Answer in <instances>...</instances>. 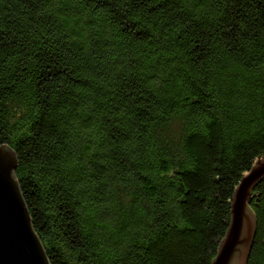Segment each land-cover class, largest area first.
<instances>
[{
	"label": "trees",
	"instance_id": "trees-1",
	"mask_svg": "<svg viewBox=\"0 0 264 264\" xmlns=\"http://www.w3.org/2000/svg\"><path fill=\"white\" fill-rule=\"evenodd\" d=\"M2 143L50 264H210L264 155V0H0Z\"/></svg>",
	"mask_w": 264,
	"mask_h": 264
},
{
	"label": "water",
	"instance_id": "water-1",
	"mask_svg": "<svg viewBox=\"0 0 264 264\" xmlns=\"http://www.w3.org/2000/svg\"><path fill=\"white\" fill-rule=\"evenodd\" d=\"M16 155L0 144V264H50L36 235L14 173ZM264 175V155L258 154L232 192L230 223L210 264H244L254 234L255 216L246 201Z\"/></svg>",
	"mask_w": 264,
	"mask_h": 264
},
{
	"label": "rangeland",
	"instance_id": "rangeland-1",
	"mask_svg": "<svg viewBox=\"0 0 264 264\" xmlns=\"http://www.w3.org/2000/svg\"><path fill=\"white\" fill-rule=\"evenodd\" d=\"M249 193H250V192H249ZM248 201H249V200L246 201V204H247V205H248ZM248 206H249V205H248Z\"/></svg>",
	"mask_w": 264,
	"mask_h": 264
}]
</instances>
